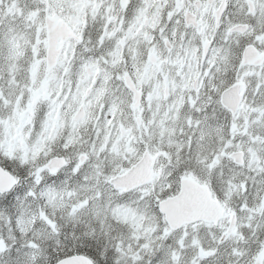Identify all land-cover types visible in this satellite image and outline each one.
I'll return each instance as SVG.
<instances>
[{"label":"rangeland","instance_id":"obj_1","mask_svg":"<svg viewBox=\"0 0 264 264\" xmlns=\"http://www.w3.org/2000/svg\"><path fill=\"white\" fill-rule=\"evenodd\" d=\"M59 1L28 0L27 7H23L21 5L23 0H5L8 9L4 13L0 11V49L5 48L7 50L5 54L0 52V74L5 73V75L0 76V112H6L11 105L16 106L18 104L19 107L23 108L21 110L22 116L24 114L25 117L23 116V118L26 119L30 115L29 110L34 113L39 105H49L53 101L55 105L58 104L59 100L55 101L53 94L55 90L58 92V89L61 88V83L62 85L65 84V82L58 81L64 71L61 69L58 73L42 75L44 72L42 68L40 69L42 54L39 53L38 47L42 36L40 32V6L43 8L45 2L53 5ZM255 1L260 4L264 2V0ZM239 13L243 16L247 14L245 0L240 1ZM260 25L261 23L258 21L255 28L258 29ZM28 45L31 48L27 49ZM34 48L37 49L34 50ZM22 63H25L26 66ZM64 64L65 61H62V67ZM35 70L38 73H35ZM17 73H20L19 77H17ZM263 73L264 71L261 72V74ZM41 75L42 78L44 77L45 89L43 92L41 89ZM33 76L37 77L35 85ZM55 82H58L57 88L53 86ZM258 82L259 80H255L250 91V100L253 103L251 101L247 103L248 105L237 118L229 119L224 113H221L214 119L217 123L215 133H212L208 124L203 123L206 119L209 120L207 112L203 113L204 121L198 119L195 121V127L200 129V147L207 153L202 156L200 163L206 171L216 173L221 180L226 178L233 169L230 153L235 149L247 151L249 159L247 168L255 172H264V104L259 101L254 103L253 100L260 94V92L259 94L257 92V88H261L258 87ZM173 95L174 99L170 101L169 106L171 112L169 116L166 118L163 115L162 105L156 106L154 115L144 120L146 122L143 131L145 137H142L143 132H139V138L132 141L134 147L140 145L141 140L144 139V144L146 143L147 147L160 156H167V152L159 150L158 144L153 147L150 142L172 143L171 138L174 135H184V129L180 126V122L183 121L181 115H188L189 109L194 110L196 107L197 109L209 108V103L202 99L194 100L197 103L196 105L191 106L186 103L183 107L182 99L180 104L177 101V98L183 95L178 87L174 88ZM128 103H131L129 98ZM13 125L14 122L10 119H0V155L2 156H13L11 144L3 141L4 137L8 138L7 127ZM212 129L214 131L213 125ZM106 137L107 135L102 133L97 142L91 147H82L83 143L77 142L78 153L80 151L88 153L90 156L89 162L86 165H81L76 161L75 174L77 177L66 175L67 177L61 188L49 187L43 194L48 202L47 206L52 209L51 214L45 207L29 202L28 197L32 193H24V187H20L19 190L15 191L14 211L7 212L4 203H0V252L9 248V246H13V250H15L23 245L34 250L25 257L24 264H39L41 260L40 240L44 239L47 234L45 229L39 226L44 225L48 231L58 234V220L64 219L71 221L74 226L83 224L88 229L86 234L92 232L96 235L98 232L103 238L105 249L107 250L112 246L114 252H117L118 256L115 259L117 264H136L137 260L141 258V254L152 250L151 244L157 247L163 245V240L166 234L169 233V227L163 216L165 226L161 227L156 222L155 216H149L137 209L131 202H116L117 198L113 195V191H118L121 195L125 193L114 189L107 178L124 170L123 164L117 161V158L121 160L125 157L133 160L134 156L127 154L125 144L115 147L114 135H112L107 146ZM70 143L73 142L67 140L65 146L70 145ZM187 146L191 147L190 140ZM38 155L40 154L34 153L29 157L31 161H34ZM68 173L69 171H66V174ZM230 183V181L228 184L220 183L218 188L222 191L223 198L228 206L237 207L240 211L241 226H253L258 231L264 228V197H261L260 191H256L253 196H248L247 201L233 203L232 192L227 190ZM152 184L153 187L147 190L148 192L155 189V183ZM253 187H255V183ZM167 188L170 191H166L164 187H161L159 189L160 194H157V196L165 197L176 193L179 185L174 190H172L171 185H168ZM81 197L84 198L81 199ZM90 203H92V207L89 214L95 221H98V224L84 219L85 213L83 210ZM109 218L111 223L108 222ZM178 234H180L178 237L181 239L180 248L184 249L186 242H189L191 245L189 247L192 248L185 251L178 249V253L182 256V264H200L201 259L209 260V264L234 263L235 257L242 255L239 248L245 238L242 237V234L220 246L217 245L220 233L206 226L187 227ZM183 239H185L184 242ZM202 244L206 246L205 249L201 248ZM261 249L255 251L252 263L255 255ZM212 250L214 251L213 256L208 254ZM191 253L194 255L191 256ZM189 258L193 262L188 260ZM179 259L180 255L174 252L171 253L166 248L163 253L162 264H171L172 261H178Z\"/></svg>","mask_w":264,"mask_h":264},{"label":"flooded vegetation","instance_id":"obj_2","mask_svg":"<svg viewBox=\"0 0 264 264\" xmlns=\"http://www.w3.org/2000/svg\"><path fill=\"white\" fill-rule=\"evenodd\" d=\"M223 1L60 0L53 5L45 2L43 8L40 7V32L44 34L40 52H45L48 44L46 18L58 14L64 17L74 34L61 45L60 57L65 58V71L72 72L73 61L80 66V71L69 78L71 85L61 83L58 92L55 90L54 100L60 98L61 103L55 105L53 101L51 105H41L34 113L31 111L33 114L26 120L15 114L21 125L15 128L18 133L15 138H19L18 143L23 151L41 154L45 146L38 148L35 144H30L31 133L28 129L38 128L43 118L48 121L50 132L55 134L63 126L60 119L63 108L61 104H64L65 115L71 118L69 124L80 125L86 121L90 124L82 123L80 135L68 137L70 140L75 139V144H63L62 156L68 158L74 168L79 151L78 137L85 144L90 139L95 143L104 133L107 135L108 146L114 135V144L118 147L124 144L128 136L144 131V120L154 115L156 106H163V115L167 118L171 113L170 101L174 99L171 92L176 85L185 82L187 87L184 93L191 86L197 94L199 84L202 85L201 77L204 80L210 79V76H202L203 70L207 73L215 72L216 67H231L240 61V35L230 29L241 22L239 0ZM210 28L214 29L211 35ZM60 41L61 38L55 43L56 48ZM82 44L85 46L81 52ZM193 57L197 59L193 73L181 72L180 65H184L182 60L192 63ZM80 61L84 63L80 64ZM60 68L58 62L48 74L55 73ZM193 74H196L195 78L198 77L197 82L190 85ZM177 78L182 80L176 82ZM60 79L65 80L63 76L58 78L59 82ZM213 83L211 93L217 95H211L210 99L219 106L220 98L216 91L221 81L215 79ZM57 85L58 82H55L53 86L57 88ZM128 98L131 103H128ZM177 101L180 104L181 97ZM23 116L25 117L24 114ZM96 128L97 135L91 131L94 129L96 132ZM85 129L87 138L82 135L85 134ZM135 137L137 136L132 135L133 139ZM128 143L131 145L132 141ZM127 149H131L127 154L134 156V159L123 157L119 160L124 167L140 156L137 157L136 148ZM85 155L87 159L84 164H87L89 156ZM34 175L35 171L29 168V174L25 178Z\"/></svg>","mask_w":264,"mask_h":264},{"label":"clouds","instance_id":"obj_3","mask_svg":"<svg viewBox=\"0 0 264 264\" xmlns=\"http://www.w3.org/2000/svg\"><path fill=\"white\" fill-rule=\"evenodd\" d=\"M214 29H209V35H211ZM199 37L196 38L198 42ZM86 43V42H85ZM84 44L80 46L81 52L83 51ZM88 58V57H86ZM84 61H80L83 64ZM80 71V66L77 62L73 61V70L70 73V79L74 77ZM213 75L223 77L222 71L218 68ZM225 84L224 87H228ZM216 96V93H211ZM192 120V125H187L184 121L180 122V126L184 128V135H174L172 143L150 142L153 147L157 144L159 150L167 152V156H160L154 164L155 170V189L151 192L147 190L152 189V184L140 185L137 189L131 190L129 193L121 195L118 191H113V195L117 198V203H128L131 202L137 209L145 212L149 216H155L156 222L161 227H164L162 216L157 212L158 204L156 203L155 197L159 193V189L164 187L166 191H170L167 186L171 185L172 190L178 187L180 178L187 173L196 174L203 182L208 183L209 186L215 191L217 185L220 183L228 184L229 191L233 195V203L239 201H247L248 196H253L256 191H260L261 197H264V172H255L245 165L236 164L233 162V169L231 173L221 180V178L214 172L206 171L204 166L200 163V159L203 155H206V151H203L200 147V129L195 127V121L200 119V116L194 110L189 109L188 113ZM71 115V113H69ZM86 134L87 130H84ZM28 132L31 133L29 139L30 144H35L38 148L44 145V149L40 155L36 156L34 165H30V170L35 171L34 176H28L27 185L24 187V193L31 192L32 195L28 197L29 202L35 205L45 207L51 214L52 209L47 206V200L44 197V193L49 187L56 185L61 181L63 171H58L55 175L51 172V167H54V163L57 156L64 155L63 144L67 141L68 137L76 133V128L73 125L68 127L58 128L55 134L50 132L49 123L47 120L41 119L40 126L35 130L29 128ZM90 135V134H89ZM187 138V139H186ZM191 141V147H188V142ZM137 149V157L143 154L144 148L139 145L135 146ZM179 161V163H177ZM255 183V187L253 184ZM247 193V195H246ZM84 197H81L83 199ZM92 203L84 209V219L89 220L92 223L98 224L90 213ZM111 223V219L108 220ZM40 228L45 229L47 233L45 238L40 240V252L41 260L39 264H59V258L64 252L65 248H70L73 245L79 244H95L100 251V259L98 264H102L105 261V255L103 253L104 241L103 238L97 234L95 236L86 234L88 229L82 224L79 227L74 226L71 221L67 219L58 220L59 233L48 231L46 226L40 225ZM76 239H73V237ZM22 239V238H21ZM19 242V241H18ZM255 247V250L253 246ZM261 247H264V228L257 231L255 229L249 230V234L245 236L241 244L239 245L240 252L242 255L235 257L234 264H252V257L255 251H258ZM11 250V256L18 264H24L25 257L33 252L31 248L21 246L19 249L13 250V246H9ZM156 264H160L157 260Z\"/></svg>","mask_w":264,"mask_h":264},{"label":"water","instance_id":"obj_4","mask_svg":"<svg viewBox=\"0 0 264 264\" xmlns=\"http://www.w3.org/2000/svg\"><path fill=\"white\" fill-rule=\"evenodd\" d=\"M67 35L69 34L66 32L64 26H60V24H56L54 22L50 23V41L54 38H58L59 36L67 38ZM255 55V50L251 47L248 48L246 51V61L251 60L255 57ZM56 57L49 58V61L53 60L52 65L55 60H57ZM241 99L242 94H236L235 90L224 93V103L231 108L234 107L232 109L233 111L238 108V104ZM236 155L237 156L234 157L236 162L242 163V153H236ZM153 166L154 159L145 155L139 163L134 165L125 174L113 178L111 183H113L116 188H122L125 191H130L140 185L149 183L153 179ZM15 183V178L10 176L8 172H5L3 168L0 167V191L4 192L5 189L11 188ZM160 205L173 229H177L185 223H191L199 220L217 223L219 218H221L224 214V208L218 200L213 199L209 187L206 185H200L192 179H184L182 181L180 194L162 201ZM234 227L235 220L232 221L228 231L224 233L223 239H225L232 232H236ZM263 259L264 252L259 255L256 264H262ZM76 260L77 264H92L91 260H88L87 256L84 255L76 257Z\"/></svg>","mask_w":264,"mask_h":264},{"label":"snow or ice","instance_id":"obj_5","mask_svg":"<svg viewBox=\"0 0 264 264\" xmlns=\"http://www.w3.org/2000/svg\"><path fill=\"white\" fill-rule=\"evenodd\" d=\"M13 163L19 165L18 161H10L7 157H4L3 162L0 163V167H2L4 171L8 172L9 175L15 177L17 181V183L11 188L5 189L4 192H0V195H6L8 192L15 191L20 186V181L22 178L16 171L13 170ZM81 255H83V253L80 248H75L74 250L72 247L65 248L64 252L59 258V264H77L76 257ZM87 259L91 260L92 264H98V259L96 257L89 256ZM0 264H18V262L12 258L10 248H6L3 252H0Z\"/></svg>","mask_w":264,"mask_h":264},{"label":"trees","instance_id":"obj_6","mask_svg":"<svg viewBox=\"0 0 264 264\" xmlns=\"http://www.w3.org/2000/svg\"><path fill=\"white\" fill-rule=\"evenodd\" d=\"M74 248H80L83 253H88L91 256H97L99 254V249L97 250L98 247H95V251H93V248L89 246L88 244H79V245H73ZM111 248L109 249V252L107 256L105 257V261L102 262V264H113V259L110 254ZM112 259V260H111Z\"/></svg>","mask_w":264,"mask_h":264}]
</instances>
